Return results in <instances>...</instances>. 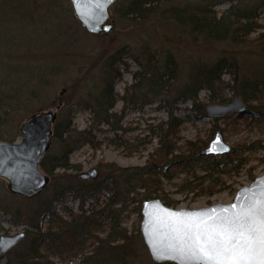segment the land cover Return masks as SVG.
<instances>
[{"label":"rangeland","instance_id":"1","mask_svg":"<svg viewBox=\"0 0 264 264\" xmlns=\"http://www.w3.org/2000/svg\"><path fill=\"white\" fill-rule=\"evenodd\" d=\"M196 1H161L147 6L146 13L141 16L124 14L130 0H122L120 3L117 0L111 8L112 29L107 33L94 34L76 19L69 0L11 2L0 0V85L4 83L1 78L9 72L6 69L7 61L11 63L22 61L14 59L13 56L9 59L10 55L5 54L8 49L20 53L18 56L26 55L28 61L49 63V67L54 66L51 77L47 78L48 82L45 83L39 97L30 98L24 105L19 103L18 108L10 110L4 106L5 104L0 103V132L5 137L2 140L21 142L24 138L20 130L21 125L33 114L42 111H54L57 114L63 103L73 104L86 98L88 92L99 87L105 60L118 50L124 52L123 60L116 65L122 72V77L114 84L119 95L124 94L128 85L138 81L134 73L142 70V67L135 56L144 61L150 54L157 57L158 64H163L166 55L170 53L176 62L177 77L172 84L177 89L188 80L191 63L201 62L203 59L211 61L227 55L230 58L234 57L239 64L238 69L224 73L223 83L215 93L212 94L207 89L201 90L197 104L192 100L161 103L158 99L148 102H145L147 99H140L130 104L119 99L112 109L118 116L117 129L110 124L99 123L96 118L94 120V112L91 109H79L75 114L74 126L78 130L91 127L96 144L85 143L76 149L71 154V163L81 165V171L77 174L79 179H82L80 177L82 172L97 168L99 175L94 180L103 179L109 173L110 167L104 163H115L128 169L147 167L151 164L157 168L160 165H167L166 171L174 173V178L167 180L162 177V189L153 193V197L149 199L157 197L162 200L168 199L173 204L171 207L179 209H195L232 202L241 187L249 185L257 176L264 173V114L262 119H254L249 114L254 109L248 103H246L248 112L245 114L234 111L215 118L208 117L205 108L213 103H228L238 96L234 90L235 76L244 73L251 76L264 73V41L254 39L259 33L264 32V6L258 18V23L262 25L259 30L245 43L233 44L230 41L207 40L198 34H191L187 28L169 19L174 5L183 7ZM229 6V3H224L217 6V10L222 12ZM55 63L61 65L55 67ZM27 74L30 75L26 69L13 68L6 78L14 80L19 75L15 81L22 86L20 78ZM143 86L146 88V80ZM220 96L226 98V101H221V98H218ZM172 97L173 92L170 98ZM149 99L152 98L148 97ZM253 104L258 105L257 102ZM172 111L183 120L178 130L179 145L199 139L201 142L206 141L204 145L206 148L215 130L220 128L232 149L238 148L234 162L226 172L220 176L217 173L212 175L219 182L213 187L212 192H208V188L201 190L197 186L201 179L194 178L196 173L204 177L206 184L208 179L205 177L208 176V172L191 168L189 174L185 167L173 163L171 156L157 150L160 147V138L156 134L157 129L155 132L153 129L164 126L170 119ZM58 147L57 142H51L48 151L56 153ZM179 150L174 154L177 155ZM101 161L104 162L103 165H100ZM64 172L74 175L77 171L64 169L56 171L59 174ZM185 179L188 181L184 182ZM60 181L55 178L48 183L40 192L43 193L42 198L48 197ZM105 184L107 188L104 190L91 194L89 192L86 196H83L85 192L65 194L54 202L55 210L65 217H69L70 211L77 217L82 214L93 215L95 220L101 222V231L96 233L99 237L107 236L111 225L117 224L115 225L117 233L124 231L132 241L129 244L135 248L131 253L124 251L119 254L129 253L131 257L135 255L134 264H160L151 258L140 229L143 203L148 200L144 199L147 191L144 188H137L135 193L128 194L127 190L136 186V180L127 181L120 177ZM34 196H24L10 191L8 181L0 177V201L6 199L13 208L18 206L28 211L39 204V199L31 198ZM139 205L141 212L137 208ZM29 227L26 220L15 218L12 212H7L0 206V235L24 230L27 233ZM26 238L27 234L24 239ZM122 241L121 237H118L112 244L121 245ZM97 242L98 239L94 237L87 240L85 251L79 253L77 257L53 259L56 264H80L81 258L92 253ZM13 256V253H10L0 258V264H6Z\"/></svg>","mask_w":264,"mask_h":264},{"label":"trees","instance_id":"2","mask_svg":"<svg viewBox=\"0 0 264 264\" xmlns=\"http://www.w3.org/2000/svg\"><path fill=\"white\" fill-rule=\"evenodd\" d=\"M121 1L119 0L118 3ZM161 1L168 0H130L123 13L142 16L146 13L147 6L158 4ZM224 3H229L230 6L222 12L217 10V6ZM263 6L264 0H197L183 7L174 5L168 17L181 27L187 28L191 34H198L207 40L243 44L262 26L258 23V18ZM254 39L264 41V32L259 33ZM5 52V54L10 55L9 59H12L13 56L16 60L17 58L22 60H17L16 63L7 61L6 69L9 72L13 68H23L30 73V75L27 74L23 77L24 79L20 78L22 86L15 81L20 77L19 75L12 80L6 78L8 72L5 77L1 78L4 83L0 85V103L5 104L4 106L10 110L14 107L18 108L19 103L24 105V102L30 98L39 97L45 88V83L48 82L47 78L51 77L54 66L49 67V63L40 64L28 61L26 55L18 56L20 53L11 49ZM123 54L124 52L118 50L105 60L99 87L88 92L86 98L83 99L84 101H76L73 104L63 103L58 108L52 137V142L59 144L58 151L53 153L52 150H49L40 164L41 168L48 174V183L55 178L61 180L56 188L46 198H42L43 193L31 197L40 201L36 208H31L28 211H24L18 206L13 208L6 199L0 201V206L5 208L7 212H12L15 218L19 217L20 220H26L30 225L27 229V238L6 254L13 253L14 255L13 259H10L6 264H56L53 259L55 257L67 259L77 257L79 253L84 252L87 240L93 237L98 239V242L92 253L81 258L80 264H134L135 255L131 257L129 253L126 255L124 253L119 254V252L124 251L131 253L135 248L129 244L132 241L124 231L117 233V224L111 225L107 236L99 237L96 233L101 231V222L95 220L93 215L82 214L77 217L70 211L69 217H65L55 210L54 202L67 193L85 192L83 196H86L89 192L91 194L104 190L107 188L106 182L117 180L118 177L127 181L136 180V186L129 188L128 194L135 193L137 188H144L147 191L144 199H149L153 197V193L162 189V177L171 180L175 174L166 171L167 165H160L157 168L151 164L147 167L128 169L119 167L115 163L108 164L101 161L100 165L104 163L110 167L105 178L99 180L79 179L77 174L81 171V165L71 163V154L85 143L95 145L96 137L91 127L78 130L74 126L76 112L82 108H89L94 112V120L97 119L99 123L110 124L114 129H117L116 120L118 116L112 109L119 99L130 104L138 102L140 99H147L145 102L158 99L161 103L192 100L194 104H197L201 90L207 89L212 94L215 93L223 83L224 73L228 70L234 72L239 66L234 57L230 58L227 55H222L211 61L204 59L201 62L195 61L190 65L188 80L183 86L176 89L172 82L177 77V68L170 53L166 55L163 64H158L156 62L157 57H152L150 54L144 61L135 56L136 61L142 67V70L134 73L138 81L128 85L124 94L119 95L115 91L114 84L122 77V72L116 65L123 60ZM56 65L61 64L55 63V67ZM234 79L236 81L234 85L236 95H241L244 102L254 109L249 114L254 119H262L264 114V73L254 76L244 73L235 76ZM145 80L146 88L143 86ZM172 92L173 97L170 98ZM148 97L152 99L148 100ZM218 98H221V101H226L223 96ZM254 102H257L258 105H254ZM12 105L14 106L10 107ZM182 122L183 120L172 111L170 119L164 126L161 125L153 129L154 132L157 129L156 134L160 138V147L157 150L159 153L171 156L172 162L185 167L189 174L191 168L208 172V176L205 177L208 179L206 184L204 177L196 173L194 178L196 180L201 179L199 183L197 182V186L201 190L208 188L207 191L212 192L213 187L219 184L218 179L213 178L212 175L217 173L220 176L226 172V169L233 164L238 148L233 147L230 153L219 157L220 155L201 154L206 141L201 142L199 139L186 141L181 146L178 144V130ZM2 139L5 137L0 132V140ZM176 150L180 151L177 155L174 154ZM60 169L77 172L74 175L67 172L56 173ZM129 170L130 172H128ZM185 181L188 180L185 179ZM163 201L168 206L173 205L168 199ZM141 205L137 207L140 212ZM118 237L123 240L122 244L113 245L112 242H115Z\"/></svg>","mask_w":264,"mask_h":264},{"label":"water","instance_id":"3","mask_svg":"<svg viewBox=\"0 0 264 264\" xmlns=\"http://www.w3.org/2000/svg\"><path fill=\"white\" fill-rule=\"evenodd\" d=\"M69 1L76 19L89 32L102 34L112 29L111 8L117 0ZM205 111L208 117L215 118L234 111L245 114L248 108L238 95L225 104H210L206 106ZM55 119L54 111L35 113L21 125L20 130L24 135L21 142L0 140V177L8 181L10 191L24 196H33L46 188L48 174L40 164L51 146ZM231 151L232 146L227 142L223 130L217 128L213 138L201 154L216 156ZM98 175L99 170L91 168L82 172L80 177L84 180H94L98 178ZM261 200H264V173L257 176L249 185L241 187L233 201L229 203H216L195 209H179L168 206L159 197L148 199L143 203L141 234L151 258L156 263L202 264V262L189 259L192 253L187 250V246L183 253L176 250L181 246L176 237L183 235V232L189 228L195 231L196 226L199 225L203 229L216 223L222 216H232L241 211V204L245 207L253 204L258 206ZM233 204L237 205L235 209H231ZM224 208L231 210L225 213L222 211ZM26 234L24 230L0 235V258H4L15 248L26 237Z\"/></svg>","mask_w":264,"mask_h":264},{"label":"snow or ice","instance_id":"4","mask_svg":"<svg viewBox=\"0 0 264 264\" xmlns=\"http://www.w3.org/2000/svg\"><path fill=\"white\" fill-rule=\"evenodd\" d=\"M236 207L233 204L231 209ZM176 239L181 244L177 251L183 253L187 246L192 253L189 259L202 264H264V200L258 206L241 204V211L232 216H222L203 229L189 228Z\"/></svg>","mask_w":264,"mask_h":264}]
</instances>
